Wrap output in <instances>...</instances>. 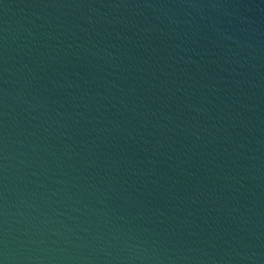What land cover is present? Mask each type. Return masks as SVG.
Segmentation results:
<instances>
[{"label":"water","instance_id":"95a60500","mask_svg":"<svg viewBox=\"0 0 264 264\" xmlns=\"http://www.w3.org/2000/svg\"><path fill=\"white\" fill-rule=\"evenodd\" d=\"M0 264H264V0H0Z\"/></svg>","mask_w":264,"mask_h":264}]
</instances>
